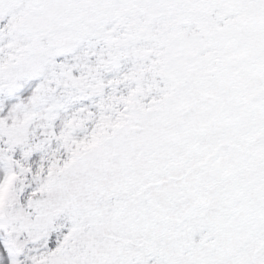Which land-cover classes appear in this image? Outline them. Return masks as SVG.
Instances as JSON below:
<instances>
[{"label": "snow or ice", "instance_id": "6c2138e0", "mask_svg": "<svg viewBox=\"0 0 264 264\" xmlns=\"http://www.w3.org/2000/svg\"><path fill=\"white\" fill-rule=\"evenodd\" d=\"M0 264H264V0H0Z\"/></svg>", "mask_w": 264, "mask_h": 264}]
</instances>
